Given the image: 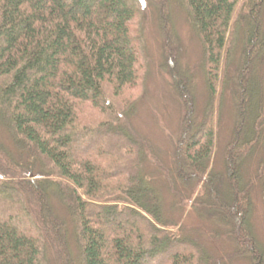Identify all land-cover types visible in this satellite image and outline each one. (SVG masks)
Masks as SVG:
<instances>
[{
	"label": "trees",
	"instance_id": "obj_1",
	"mask_svg": "<svg viewBox=\"0 0 264 264\" xmlns=\"http://www.w3.org/2000/svg\"><path fill=\"white\" fill-rule=\"evenodd\" d=\"M124 1L0 0V130L9 143H0L8 191L0 207L11 210H0V264H221L165 217L145 146L127 127L144 59L143 10L152 3L162 13L169 0ZM176 2L201 42L206 89L212 101L231 89L234 120L223 182L208 170L211 104L205 122L187 115L168 179L199 183L197 205L227 228L237 255L264 264L249 221L252 190L264 200L256 75L264 0Z\"/></svg>",
	"mask_w": 264,
	"mask_h": 264
},
{
	"label": "rangeland",
	"instance_id": "obj_2",
	"mask_svg": "<svg viewBox=\"0 0 264 264\" xmlns=\"http://www.w3.org/2000/svg\"><path fill=\"white\" fill-rule=\"evenodd\" d=\"M124 2L130 5L129 0ZM150 5L153 4H146L143 10L145 21L141 44L144 59L140 61L139 83L132 101L134 115L127 122V127L145 146L146 166L162 193L165 217L184 234L195 238L221 264H252L237 255L227 228L197 205L199 183L183 188L168 179V170L174 163V147L187 115L194 123L205 122L208 104H211L214 149L208 170L218 176L219 183L224 181V154L233 128L234 108L230 88L220 89L213 101L206 89L201 66L202 45L190 25L185 8L176 0H169L161 9L162 13ZM261 23L264 29V8ZM178 75H186L182 77L184 87L177 84ZM256 75L264 84V55ZM186 82L188 89L185 88ZM177 85L179 90L175 88ZM0 143L9 147L1 130ZM248 164L245 179H252L255 161ZM7 192L0 189V195ZM251 201V232L264 251V200L257 188L251 192ZM2 209L5 210L1 206ZM5 211L6 214L11 213L10 208Z\"/></svg>",
	"mask_w": 264,
	"mask_h": 264
}]
</instances>
